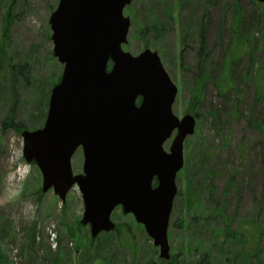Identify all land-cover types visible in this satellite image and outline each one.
<instances>
[{"label": "rangeland", "instance_id": "374dc122", "mask_svg": "<svg viewBox=\"0 0 264 264\" xmlns=\"http://www.w3.org/2000/svg\"><path fill=\"white\" fill-rule=\"evenodd\" d=\"M58 2L0 0V264H168L144 225L122 207L113 217L119 231L91 237L81 223L79 188L62 202L53 190L42 191L41 170L24 158L22 132L44 126L48 97L63 76L50 28ZM131 2L124 10L132 26L123 49L133 55L157 51L179 88L174 114L196 117V130L184 145L185 167L177 174L171 261L178 256L179 264H230L229 247H219L226 216L234 227L243 222L250 231L257 228L264 251V101L257 99L255 79L264 65V3L238 0L240 30L251 45L246 42L228 68L232 40L240 35L236 0ZM229 72L235 79L229 87L236 89L222 94L217 86L227 83ZM11 109L20 130L3 124ZM174 137L164 145L167 152ZM83 163L79 148L74 174L83 173Z\"/></svg>", "mask_w": 264, "mask_h": 264}, {"label": "water", "instance_id": "95a60500", "mask_svg": "<svg viewBox=\"0 0 264 264\" xmlns=\"http://www.w3.org/2000/svg\"><path fill=\"white\" fill-rule=\"evenodd\" d=\"M131 1L59 0L50 24L53 52L65 67L51 93L46 124L22 132L24 158L41 169L42 191L53 188L62 202L79 185L81 223L90 225L91 237L115 230L112 214L123 206L144 224L160 257L170 259L176 178L196 117L174 114L178 87L157 51L133 55L123 49L131 28L124 9ZM79 147L84 169L75 175L72 158Z\"/></svg>", "mask_w": 264, "mask_h": 264}, {"label": "trees", "instance_id": "16d2710c", "mask_svg": "<svg viewBox=\"0 0 264 264\" xmlns=\"http://www.w3.org/2000/svg\"><path fill=\"white\" fill-rule=\"evenodd\" d=\"M264 7V4L263 6ZM236 8L239 9V4H238V0H236ZM177 12V11H176ZM175 14L171 15L172 18H175L177 15ZM240 18H241V13H240V9H239V13L235 16V25H236V32L240 33V35H237L234 37V39L232 40V46L233 49L230 48V59L227 61L228 62V68H230V65L232 63L235 62V60L237 59V57L239 56L240 53L244 52L246 49L247 44H250V40L249 39H245L243 37V33L240 30ZM247 42V44H246ZM251 45V44H250ZM205 52L203 50H200V57H201V61H204L205 59ZM226 66V65H225ZM15 66L13 68V76L15 75V73H17L15 71ZM18 68V67H17ZM18 71V69H17ZM201 71L202 73L199 75L200 79L203 80L204 78V69L201 66ZM21 75H23L24 77H27V72L25 73V71L21 70ZM227 75V73H226ZM235 76V75H234ZM256 79V83L258 86V92H257V99L260 101H264V65L259 66V70H258V74L255 76ZM15 78L13 79V86H14V82H15ZM196 80H199V77L197 76ZM227 83L224 84H218V92L224 94L225 91L230 92L233 89H236V87H229L230 85H234L233 82L235 81V79L233 78V75H231V72L228 73V76H225V79ZM60 81V79L58 80V82ZM52 89V86H51ZM50 89V90H51ZM231 89V90H230ZM230 90V91H229ZM198 90H196L195 92H197ZM50 93V92H49ZM199 96V93H195L193 95V98L196 99V97ZM49 99V97H48ZM50 100V99H49ZM193 100V99H192ZM11 113L5 118L3 124H5V126H10L15 128L16 130H20L21 128H23L22 124L19 122H15L14 121V112L13 109H11L10 111ZM219 115H217L218 117ZM223 215V213L221 214ZM225 217V215L223 216ZM247 224L243 223L238 225L237 227H234L233 222L231 221V219H229V217H225V226L224 229L220 230L221 231V235L225 236V239L220 243L219 247H229L228 248V254H230L232 257L230 259H228V263L230 264H253V262H259V263H263L264 264V251L259 247V239H260V232L259 230H257V228L254 231H250L248 227L250 226H246ZM257 225L252 224V226ZM120 228V227H119ZM119 228L116 231H119ZM177 257L178 256H174V260L171 261L169 260L168 264H179L177 262ZM199 264H202V261H199ZM205 264H209V263H205Z\"/></svg>", "mask_w": 264, "mask_h": 264}]
</instances>
